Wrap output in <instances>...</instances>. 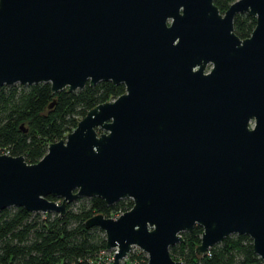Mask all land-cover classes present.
<instances>
[{
  "label": "water",
  "instance_id": "1",
  "mask_svg": "<svg viewBox=\"0 0 264 264\" xmlns=\"http://www.w3.org/2000/svg\"><path fill=\"white\" fill-rule=\"evenodd\" d=\"M242 14L255 24L240 40ZM99 82L124 93L38 162L0 155V211L62 216L79 198L128 199L116 218L84 221L114 251L111 264L131 247L146 264H182L169 250L195 226L197 256L237 235L264 263V0L223 14L213 0H0V88Z\"/></svg>",
  "mask_w": 264,
  "mask_h": 264
},
{
  "label": "trees",
  "instance_id": "2",
  "mask_svg": "<svg viewBox=\"0 0 264 264\" xmlns=\"http://www.w3.org/2000/svg\"><path fill=\"white\" fill-rule=\"evenodd\" d=\"M235 1L213 0V5L223 14ZM254 24V19L245 14L235 15L233 34L240 40L248 38ZM123 93L121 84L110 82H99L93 87L85 84L75 92L62 90L55 94H51L48 84L3 86L0 154L21 156L26 164H35L45 154L47 145L63 139L89 110ZM20 125L25 132L19 129ZM47 200L56 201L52 197ZM76 203L66 204L62 216L30 213L22 208L0 211V264H87L105 250V241L100 230L86 229L84 221L94 215L113 218L132 206L128 199L106 206L97 197L80 198ZM201 232L195 226L181 234L182 242L169 250L173 260L178 258L182 264H261L246 236L225 237L204 256H197L194 248L199 245ZM130 264L138 263L130 257ZM141 264H146V258Z\"/></svg>",
  "mask_w": 264,
  "mask_h": 264
},
{
  "label": "rangeland",
  "instance_id": "3",
  "mask_svg": "<svg viewBox=\"0 0 264 264\" xmlns=\"http://www.w3.org/2000/svg\"><path fill=\"white\" fill-rule=\"evenodd\" d=\"M209 70H210V65H207L204 69V72L206 73ZM251 126H252V123L249 124V127H251ZM82 199H84V198H82ZM76 200L72 202V204L74 206L77 204ZM55 203H59V200H56ZM231 236H234V235H231ZM130 257H132L133 260L136 261L138 264H141L143 262V258H146V255L144 253H142V251L139 250L137 247H131L127 256L122 261H120L119 264H130ZM176 259H177V261H179L178 258H176ZM261 264H264V263L261 262Z\"/></svg>",
  "mask_w": 264,
  "mask_h": 264
},
{
  "label": "built area",
  "instance_id": "4",
  "mask_svg": "<svg viewBox=\"0 0 264 264\" xmlns=\"http://www.w3.org/2000/svg\"><path fill=\"white\" fill-rule=\"evenodd\" d=\"M0 155H7V153L4 152L3 154H0ZM116 217L117 216L113 217V219ZM113 252H114L113 250L108 251L106 249L104 251H100L97 254V256L94 259L89 260L87 264H111Z\"/></svg>",
  "mask_w": 264,
  "mask_h": 264
}]
</instances>
